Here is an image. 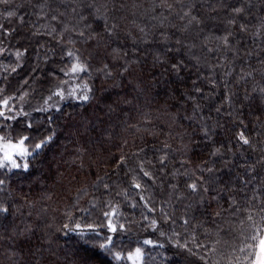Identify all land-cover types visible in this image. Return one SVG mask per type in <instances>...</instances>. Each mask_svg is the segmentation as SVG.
Wrapping results in <instances>:
<instances>
[{
  "label": "trees",
  "instance_id": "1",
  "mask_svg": "<svg viewBox=\"0 0 264 264\" xmlns=\"http://www.w3.org/2000/svg\"><path fill=\"white\" fill-rule=\"evenodd\" d=\"M105 2L98 0L99 4ZM168 2L172 4L171 10L157 8L156 13L150 11L152 0L109 2L108 24L118 25L116 34L111 37L104 32V21L95 19L90 10L81 8L86 19L79 20L72 12L76 7L72 0H47L43 11L40 5L44 0L0 3V25L3 26L0 47L6 49V54L0 56V111L5 116L15 117H0V136L13 140L21 135L29 136L31 146L55 132L53 141L40 150L38 157L28 158L27 171L0 170V179L5 182L0 186L3 188L0 201L10 206V213L0 217V237H3L0 264H36L37 260L39 264L50 261L52 264H81L82 259L89 257L88 264H131L126 259L116 261L107 254L99 256L85 251L75 233L65 235L60 230L64 223H70L69 215L81 223H99L103 220L102 213L108 210V202L119 205L120 222L127 229L115 237L117 247L113 250L126 254L140 247L145 252L144 264H207L209 260L228 264V259L241 255L234 253L233 248L241 246V232L247 235L252 231L246 217L253 205L258 207L260 200H264L261 196L252 204L248 203L254 193H264V164L257 163L264 156L260 151L264 147V135H256L257 131L264 132V128H256L257 124L264 123V101L258 98L244 101L242 97L245 90H250L257 82L264 85V79L256 74L254 79L241 81L239 73L241 69L260 67L257 55L264 58V52L260 51L264 38L254 39L252 35L264 22V0H251L250 7L248 0ZM193 4L192 14L201 22L185 32L186 21L181 20L179 14L182 7L188 11L185 5ZM236 7H243L245 11L235 16L232 9ZM10 10L16 15L8 18ZM161 11L167 17L163 27L160 20L152 19ZM53 15L57 16L56 20L51 19ZM233 18L236 25H229L228 20ZM241 23L247 25L248 32L238 31L237 25ZM65 25L70 31H63ZM137 26L149 33L147 42H140L143 34ZM81 31L83 37L79 35ZM228 31L234 33L240 52V58L233 64V76L228 78L231 83L227 89L220 85L223 70L217 69L219 80L215 92L208 99L197 97L201 107L194 114L192 102L181 96L185 85L191 87V79L195 77L192 64L177 76L159 65L154 67L153 54L166 47L179 48L176 40L180 39L195 43L197 48L193 51L207 56L209 62L215 64L212 55L201 47L202 43L212 47L215 41L203 38L223 36ZM162 32L171 37L167 44L162 40ZM17 50L24 53L19 60L15 56ZM68 51L79 53L89 65L87 73L65 75L74 63L67 56ZM246 51H252L253 56H246ZM174 54L177 59L187 60L183 50ZM228 56L231 60L232 54ZM137 57L139 62L132 64L129 72H123L122 65ZM105 64L108 65L106 71L112 73L110 77L101 71ZM14 67L17 70L12 72ZM83 83L93 90L90 102L52 96L64 87L67 94ZM204 86L210 89L209 85ZM229 90L236 93L234 107L224 102ZM49 96L52 99L45 104ZM5 99L9 100L11 111L3 106ZM124 100L131 103L125 104ZM110 106L115 110L109 112ZM42 108L47 110H38ZM216 108H221V113L218 114ZM229 112L233 113L232 117L228 116ZM144 113L150 114V124H144ZM239 119L248 125L252 148L237 145L235 132L239 131ZM203 123L213 128L210 139L201 131ZM132 125L141 126V131L135 132ZM164 143L169 144L172 151L167 167L161 170L157 162L161 153L155 151L154 154V149ZM221 144L227 146L222 148L223 155L211 156L214 148ZM184 145H187L186 150ZM140 147L145 148L147 159L153 162L156 176L154 183L148 182V190L140 193L146 199L151 197L149 207L156 209L152 213L143 207L137 190L131 187L133 174L128 169L135 167V157L124 168L118 167L116 162L117 157L124 153L130 155ZM201 166L205 168L203 173L199 170ZM253 166L254 171L246 172ZM208 167L213 168L212 173L207 172ZM201 175L211 179V185L205 183L211 191L192 193L187 184ZM246 180L250 182L245 184ZM104 184L109 188L105 189ZM172 185L177 186L175 190ZM233 198L235 205H231ZM134 203L136 208L131 207ZM218 211L220 216H216ZM255 215L259 221L260 214ZM153 219L157 221L155 229L151 226ZM185 219L189 220L187 225L183 223ZM26 227L31 231L20 235ZM104 234L106 232L102 231L96 243ZM145 239L157 246L143 244ZM178 241L187 243L197 254L192 255L177 246ZM198 243L222 252L205 254L206 250L198 248ZM49 246L56 257L50 256ZM200 256L205 259H199Z\"/></svg>",
  "mask_w": 264,
  "mask_h": 264
},
{
  "label": "snow or ice",
  "instance_id": "2",
  "mask_svg": "<svg viewBox=\"0 0 264 264\" xmlns=\"http://www.w3.org/2000/svg\"><path fill=\"white\" fill-rule=\"evenodd\" d=\"M63 2V0H62ZM72 2L76 5L72 9L73 13H76L79 20H85L86 17L83 15V13L80 11L81 8H86L90 10V15H92L95 19H102L104 21V32L107 33L109 37L114 36L116 34V29L118 28L117 24H108V18H107V4L109 2L114 3L115 0H106L105 3L99 4L98 0H72ZM177 2H181V0H177ZM221 3H223V0H220ZM0 3L7 4L9 3V0H0ZM47 0H44V3L40 5L41 11H43L44 6L46 5ZM153 7L150 9L152 13H156V9H172V4L168 2V0H152ZM249 7L251 6V0H248ZM189 8L188 11H184L183 7L181 8V13L179 14L181 20H185L186 23L183 26V31L188 32L191 26L193 25H199L200 19L192 14V7L195 5H185ZM123 7V5H121ZM213 11L215 9L213 8ZM245 9L243 7H236L232 9V12L235 14V16L241 15ZM16 15L15 11H8L7 17L11 18ZM61 16L64 15V13H60ZM21 20H23V17H20ZM52 20H56L57 16L53 15L51 17ZM153 20H160V26L163 27V22L167 20V17L164 16L163 11H161L158 15L154 14L152 16ZM133 24L135 25V21H133ZM229 25H236L235 18L228 20ZM3 26L0 25V28ZM85 27H89V25H85ZM138 27V31L143 34L141 37V43L147 42V37L149 35L148 32L145 31L144 27ZM239 32H248L249 29L246 24H239L237 25ZM52 31L54 32L55 29L53 28ZM64 32L70 31L67 25L64 26L63 29ZM200 31H203L202 29ZM51 34V33H50ZM80 36H84V32H79ZM199 35V32H197V36ZM254 39L255 38H264V22H262L257 30L252 33ZM162 40L165 44H167L171 37H169L166 33H161ZM205 41H215V44L212 47H209L207 43H202V51L209 53L212 55V58L215 59L216 63L212 64L209 62V59L207 56H201L198 55L193 49L197 48V45L195 43H185L183 40L177 39L176 44L180 45L179 48H176L175 50L172 47H166L162 50H158L153 54V66L159 65L160 67L164 68L165 71L168 72H174L177 76H180L181 73L188 70V64H192V68L196 70L195 77L191 79V87H188L185 85V88L181 91V96L185 98L186 100L192 102L193 104V113L195 114L200 110L201 105L197 102V97L200 99H208L211 97L212 93L215 92L217 86H218V76H217V69L223 70V80L219 81V84L222 85L225 89L228 88V85L231 83V81L228 79L229 77L233 76V72L235 71V68L233 66L234 61L236 59L240 58V52L239 49L236 47V42L234 41V33L232 31H228L223 36L216 35V36H205L203 38ZM74 43V41H70ZM2 43V41H0ZM99 43V41H98ZM184 51V54L187 56V60L184 58L177 59L175 52H181ZM117 51V50H113ZM139 51V49L137 50ZM261 52H264V47L260 49ZM221 52L223 54H221ZM228 53L232 54L231 60H229ZM6 54V49L3 47H0V56H3ZM68 57H71L74 61L72 63L70 69L68 72H65V75H74L79 76L80 73H87L89 65L83 61L77 51H68L67 53ZM246 56L251 57L253 56L252 51H246ZM24 55L23 52L17 50L15 52V56L19 60ZM257 61L260 67L253 68L251 70H244L241 69L239 73V79L241 81H247L249 79H254L255 75L258 74L261 79H264V58H260L257 55ZM139 62V57L135 60H130L125 63V65H122V71L123 72H129L130 67L132 64H136ZM19 66V65H18ZM108 69V65H104V69L101 71L104 72V75L106 77H110L112 75L111 71H106ZM17 69L14 67L11 69L12 72H15ZM25 84H27V81H25ZM204 85H209V88H206ZM92 88L89 87L87 83H83L77 87H74L71 89V91H68L67 94H65L64 90L56 91L52 94V96H57L60 98V100H66V99H75L82 102H90L93 99ZM230 92V90H229ZM27 95V93H25ZM52 96L48 97V100L45 101V104L48 103L49 100L52 99ZM236 96V93L230 92V94H227L224 96V102L226 105L230 107H234V104L236 101L233 100V97ZM259 99L261 101H264V85H261L259 82L253 85V87L250 90H245V95L242 97V100L247 101L251 99ZM23 99V97H21ZM3 106L5 108H8L9 111L12 109L9 107V100L5 99L3 100ZM123 103L130 104L131 101L124 100ZM57 110H59L58 105L56 106ZM40 111H46L47 109H38ZM115 109L111 106L109 107V112L114 111ZM221 108H216V112L219 114L221 113ZM24 115H27V113H23ZM233 113L229 112L228 116L232 117ZM0 117H4L5 119H15L14 116H5L3 111H0ZM188 119H192L193 117H187ZM143 121L144 124H150L151 123V116L148 113L143 114ZM237 126L239 127V131L235 132V140L237 142V145L240 147L248 146L249 148L253 147V141L251 139V134L248 132V125L245 124L243 119L238 120ZM28 127H31V124L28 125ZM135 132L141 131V126L132 125L131 126ZM201 131L204 134L205 138H211L210 134L213 131V128L209 126L207 123L201 124ZM257 129L264 128V123H259L256 125ZM235 131V128L233 129ZM257 136L264 135V132L257 131ZM55 136V132L53 131L52 134L43 137L39 140V142L32 144L29 146V141L31 138L29 136L21 135L17 137L16 139H9L6 136H0V170H7L11 171L13 169H23L24 171H27L30 167L29 157H38L40 155V150H42L45 146H47L50 142L53 141V138ZM124 144L127 145V141H124ZM227 146L221 144L218 147H215L214 150L210 153L211 156H220L223 155L222 148H225ZM183 148L186 150L187 145H184ZM229 151L231 149H228ZM155 151H159L161 155H159L157 162L159 163L161 170L165 169L168 164V156L169 152L172 151L171 146L167 143H164L162 147L158 149H154ZM261 152H264V147L260 149ZM135 157V167L129 168L128 171L131 172L132 175V183L131 187L136 189L139 194V201L143 202V207L147 209L149 213H152L156 211L154 207H149V202L151 200V197L145 198L144 195L140 194L143 192H146L149 188V183H154L156 180V176L153 171V162L151 160L147 159V152L144 147H140L138 151L131 153L130 155L128 153H124L121 157H117V166L120 168H124L128 162ZM257 163L264 164V156H262ZM146 165L148 167H146ZM200 172L203 173L205 171V168L201 166L199 168ZM207 172L212 173L213 168L208 167ZM254 166L246 169V172L254 171ZM187 174V173H185ZM173 176L176 175V173H172ZM250 181L246 180L245 184L249 183ZM4 180L0 179V186L4 184ZM205 183H208L211 185V179H205L203 175L201 177H198L197 179L193 180L191 183L187 184L188 189L192 193H199L200 191L204 192H210V187H205ZM105 189L109 188L108 184H104ZM176 185H172V188L175 190ZM3 191V188L0 187V192ZM244 190L241 189V192ZM171 195V194H170ZM261 196H264V193L256 192L252 195L251 199L248 200V203L252 204L253 201H257L260 199ZM213 199L216 197L213 196ZM237 202L235 198L231 200V205H235ZM131 207L136 208L137 204H132ZM163 211V209H161ZM258 212L260 214L259 221L256 219L255 213ZM10 213V206H5L2 201H0V217H4L6 214ZM103 220H101L99 223L92 222H84L81 223L79 221H76L73 219L71 215L68 216V219L70 223H64L61 226V231L65 232V235L67 233L72 232L75 233L79 238L80 242L85 249V251H92L94 255L99 256H105L110 255L112 259L116 261L121 260H128L131 262V264H144V258H145V252L142 248L137 247L134 251H130L128 253H123L122 251H114L117 247L116 245V239L120 233L127 231L126 226L124 223L120 222V217L122 213L120 212L119 205H114L111 202H108V210L104 211L102 213ZM164 215H167V213H164ZM221 212H216V216H220ZM144 219H148L147 216H144ZM247 221L250 222V225L252 227V231L245 235L243 232H241V236L243 239L241 240V246L237 248H233V252H239L241 255L239 256H233L232 258L228 259V264H264V200H260V204L257 207L256 205H253V210L249 211L247 217ZM184 224H188L189 220L185 219L183 221ZM157 225V221L155 219L151 220V226L153 229H155ZM31 231L30 227H26L23 229L20 235H24ZM102 231L106 232V234L103 235V239L96 243V240L101 237ZM15 235V233H14ZM161 236L164 235L163 232L160 233ZM174 235H178L177 233H174ZM3 237H0L2 239ZM195 240V237H193ZM218 244L219 241H216ZM143 244L149 245V246H157L152 240L145 239L143 241ZM160 247H163V245H159ZM177 246L185 248L190 254L196 255L197 253L193 251L192 248L188 247L187 243L180 244L179 241L177 242ZM197 247L200 249H205L207 252L217 253L222 252V250L217 249L211 245H204V244H197ZM39 251V249H38ZM49 254L51 257H56V252L51 249L49 246ZM90 259H82L81 264H88V260ZM199 259L204 260L205 256H200ZM36 264H39V260L36 261ZM49 264H52L50 261ZM207 264H219V261L213 262L211 260L207 261Z\"/></svg>",
  "mask_w": 264,
  "mask_h": 264
},
{
  "label": "rangeland",
  "instance_id": "3",
  "mask_svg": "<svg viewBox=\"0 0 264 264\" xmlns=\"http://www.w3.org/2000/svg\"><path fill=\"white\" fill-rule=\"evenodd\" d=\"M66 89H67L66 87L63 88L64 91H65Z\"/></svg>",
  "mask_w": 264,
  "mask_h": 264
}]
</instances>
